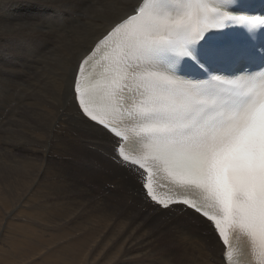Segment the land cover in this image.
Returning <instances> with one entry per match:
<instances>
[{
  "label": "bare ground",
  "instance_id": "obj_1",
  "mask_svg": "<svg viewBox=\"0 0 264 264\" xmlns=\"http://www.w3.org/2000/svg\"><path fill=\"white\" fill-rule=\"evenodd\" d=\"M25 1L0 4L16 10L14 5ZM33 1L23 6L30 14L11 17L26 15L20 21L36 23L29 24L30 34L18 29L0 34V118L9 119L0 132V183L30 182L33 262L225 264L223 246L202 219L180 206L162 209L145 199L136 176L114 160L115 139L83 118L74 102L71 85L80 60L137 0H52L59 6ZM6 27L5 33L11 31ZM219 34L220 28L209 29L205 47L219 43ZM26 86L7 114L8 98ZM121 175L130 184L113 179ZM101 177L114 182L104 186ZM9 190L0 186V198Z\"/></svg>",
  "mask_w": 264,
  "mask_h": 264
},
{
  "label": "snow or ice",
  "instance_id": "obj_2",
  "mask_svg": "<svg viewBox=\"0 0 264 264\" xmlns=\"http://www.w3.org/2000/svg\"><path fill=\"white\" fill-rule=\"evenodd\" d=\"M132 7L108 33L122 38L123 75L105 77L107 83L98 86V76L85 72L93 50L71 85L79 113L115 138V158L136 176L146 199L165 209H190L226 249L231 248L230 235L254 244L257 234L264 238V170L251 146L255 130L264 124V99L257 106L254 92L245 88L256 75L237 78L246 81L239 87L220 83V77L192 82L159 70L166 53L190 55L188 46L208 29L195 31L183 23V3L175 11L156 10L155 0H137ZM223 15L249 27L264 24V18L225 10ZM28 24L36 23L15 25ZM171 31L183 35L173 39ZM204 96L214 102H200ZM159 168L167 172L175 196L159 198L153 191L154 170ZM230 255L225 251V258Z\"/></svg>",
  "mask_w": 264,
  "mask_h": 264
},
{
  "label": "rangeland",
  "instance_id": "obj_3",
  "mask_svg": "<svg viewBox=\"0 0 264 264\" xmlns=\"http://www.w3.org/2000/svg\"><path fill=\"white\" fill-rule=\"evenodd\" d=\"M35 3V1L33 0H28V1H25V2H22V3H19V4H15L14 7L16 8L13 9V8H8L7 6H4L3 4H0V8H1V12H0V15L1 13H3L4 15V18L3 16L1 15V19L0 20V25H3L5 23L4 26H1L0 28V34H11L13 33L15 30H20V33L19 34H30V25L27 27V25L25 26H22L20 28L18 27H15L16 25L15 24H18V23H30V19H23V20H26V21H20L22 20V18L26 17V15H22V17H19L21 19H17V20H14V18H11V17H15L16 14H19V13H29L30 14V11L27 9V8H24L23 6H26V5H33ZM27 9V11H26ZM4 11V12H3ZM6 15H5V14ZM13 13V14H12ZM8 15V16H7ZM7 16V17H6ZM10 16V17H9ZM19 16V15H18ZM29 16V15H28ZM6 17V18H5ZM9 17V18H8ZM11 19V20H10ZM29 20V21H28ZM28 21V22H27ZM7 22V23H6ZM11 22V23H10ZM14 23V24H13ZM11 25V26H9ZM15 25V26H14ZM7 26V27H6ZM14 26V27H13ZM47 27V25H45ZM8 28V27H12L11 31L9 32H6L5 33V29ZM24 27V28H23ZM3 28V29H2ZM26 28V30H25ZM52 31H54L53 28H51ZM24 30L26 33H24ZM23 31V32H22ZM29 32V33H28ZM5 41H2V45H4ZM8 49V47H6V50ZM21 57H26L25 55H21ZM30 83V82H29ZM28 86L30 87V84H28ZM25 89V90H24ZM27 89V86L26 87H23V89L21 90H18V91H13V94H12V98H8L7 100V103H5L4 105V111L7 113V114H10L13 110H14V107H15V104H13V100H16L15 97H17V99L21 98V96L24 95V92L26 91ZM15 92H16V95H15ZM23 92V93H22ZM10 92L7 93V95H5L3 98H6L8 95H9ZM18 95V96H17ZM2 98V99H3ZM15 98V99H14ZM1 99V98H0ZM12 99V100H11ZM10 100V101H9ZM9 102V103H8ZM12 104V105H10ZM10 105V106H9ZM8 106V107H7ZM14 106V107H13ZM12 107V108H11ZM9 108V110H8ZM12 110V111H10ZM26 111H30V109L26 110ZM27 116L26 118L29 119L30 118V114H27L25 115ZM7 120L9 119H3V118H0V132H3V130L5 131L7 129V127L9 126V124L7 123ZM25 120V118H24ZM3 121V122H1ZM25 121H28V120H25ZM30 121V119H29ZM3 123V125H2ZM6 123V124H5ZM28 123V122H27ZM29 126H30V122L28 123ZM6 125V126H5ZM74 125V124H72ZM6 127V128H5ZM5 128V129H4ZM2 130V131H1ZM1 144V143H0ZM69 155H74L73 153L72 154H69ZM89 157V156H88ZM82 158V157H81ZM7 160V159H6ZM5 160V161H6ZM80 161V160H78ZM7 162V161H6ZM8 163V162H7ZM9 165H11L10 163H8ZM12 166V165H11ZM12 173V172H11ZM14 174V172H13ZM104 177H101L100 178V182H102V184L104 185V182L105 181H109L108 178H106L105 180H103ZM117 181H124L128 184H130V182H128L123 175H121L119 178H113ZM89 183H94L96 184L95 182H90V179L88 180ZM10 183L12 181H9ZM9 182L7 181H3L1 180V187L3 188H6V189H10L9 190V193L11 195H7L6 197H1L0 198V264H41V263H36V262H33V260H35L36 258L33 257L31 258L30 257V182L28 183V186L26 184V186H22L23 183L20 181V182H17V183H14V181L10 184ZM109 182H114V181H109ZM19 183V184H18ZM10 187H9V185ZM15 184L17 185L15 187ZM8 185V186H7ZM13 185V186H12ZM105 186V185H104ZM14 187L16 189H14ZM22 187V188H21ZM15 190L13 192V189ZM19 188V190H18ZM26 189V191H25ZM29 189V190H28ZM12 190V191H11ZM120 189L118 188L117 191H119ZM122 191V190H121ZM12 192V193H11ZM18 192V193H16ZM21 192V193H20ZM13 193H15V197L12 196ZM24 194V195H23ZM10 197V198H9ZM15 199H14V198ZM4 201V202H3ZM21 201V202H20ZM29 204V205H28ZM21 207V208H20ZM15 208V209H14ZM7 212V213H6ZM24 215V216H23ZM8 216V217H7ZM187 223H191V224H195L193 223L192 221H190L189 219L186 221ZM29 225V226H28ZM10 229V230H9ZM12 235V236H11ZM6 236V238H5ZM12 237L14 239H12ZM26 237V238H25ZM10 238V239H9ZM17 240V241H16ZM19 241V242H18ZM174 245L176 246V242H173ZM5 246H4V245ZM24 244V245H23ZM7 245V246H6ZM5 247V248H4ZM26 249V250H25ZM15 251V252H14ZM20 252V253H19ZM22 253V254H21ZM12 257V258H11ZM16 260V261H15Z\"/></svg>",
  "mask_w": 264,
  "mask_h": 264
},
{
  "label": "clouds",
  "instance_id": "obj_4",
  "mask_svg": "<svg viewBox=\"0 0 264 264\" xmlns=\"http://www.w3.org/2000/svg\"><path fill=\"white\" fill-rule=\"evenodd\" d=\"M251 147L256 155L257 161H264V124H261L255 130Z\"/></svg>",
  "mask_w": 264,
  "mask_h": 264
},
{
  "label": "water",
  "instance_id": "obj_5",
  "mask_svg": "<svg viewBox=\"0 0 264 264\" xmlns=\"http://www.w3.org/2000/svg\"><path fill=\"white\" fill-rule=\"evenodd\" d=\"M142 194H143V192H142Z\"/></svg>",
  "mask_w": 264,
  "mask_h": 264
}]
</instances>
